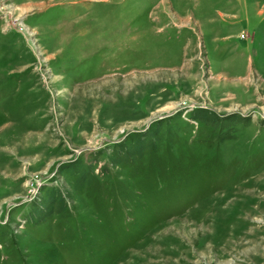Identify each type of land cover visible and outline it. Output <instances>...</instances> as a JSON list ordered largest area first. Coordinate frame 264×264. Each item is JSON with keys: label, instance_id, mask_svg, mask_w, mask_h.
Returning a JSON list of instances; mask_svg holds the SVG:
<instances>
[{"label": "rangeland", "instance_id": "rangeland-1", "mask_svg": "<svg viewBox=\"0 0 264 264\" xmlns=\"http://www.w3.org/2000/svg\"><path fill=\"white\" fill-rule=\"evenodd\" d=\"M0 264H264V0H0Z\"/></svg>", "mask_w": 264, "mask_h": 264}]
</instances>
